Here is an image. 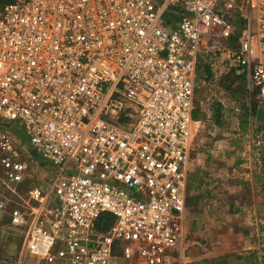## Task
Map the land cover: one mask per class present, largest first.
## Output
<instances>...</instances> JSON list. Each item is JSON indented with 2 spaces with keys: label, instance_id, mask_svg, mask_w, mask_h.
I'll list each match as a JSON object with an SVG mask.
<instances>
[{
  "label": "built area",
  "instance_id": "obj_1",
  "mask_svg": "<svg viewBox=\"0 0 264 264\" xmlns=\"http://www.w3.org/2000/svg\"><path fill=\"white\" fill-rule=\"evenodd\" d=\"M203 57L247 79L264 107V0L2 7L0 219L24 229L25 253L38 264L171 263L185 239ZM17 139L50 166L23 209L11 205L33 173Z\"/></svg>",
  "mask_w": 264,
  "mask_h": 264
},
{
  "label": "rangeland",
  "instance_id": "obj_2",
  "mask_svg": "<svg viewBox=\"0 0 264 264\" xmlns=\"http://www.w3.org/2000/svg\"><path fill=\"white\" fill-rule=\"evenodd\" d=\"M239 18L236 19L238 24ZM232 49L238 50L239 46L234 45ZM205 61L203 57L197 71L195 106L200 118L194 119V150L188 173L202 163L213 166L222 163L231 183L223 182L212 172L215 176L208 178V186L197 191L201 188L197 184L199 176L193 179L187 201V210L195 213L191 215L192 230L187 238L190 251L185 246L184 259L176 260L173 255L170 264H187L191 259L199 264H264V130H259L260 123L254 118L245 127L246 132L241 129L242 115L245 109L251 108L255 90L244 77L237 76L244 78L240 82L223 73L220 76L221 72L211 71ZM241 84L244 90L236 92ZM259 107L264 117V107ZM217 108L222 114L219 123L215 120ZM5 125L15 126L8 122ZM28 146L17 139L23 161L28 162L33 173L32 181L20 186L11 205L21 209L25 207L28 191L45 184L50 167ZM238 182L247 185L242 187L239 199H234ZM224 194L230 198H222ZM24 237V229L11 226L7 216L0 219V264H38L37 259L24 252ZM249 255L250 259H245ZM118 264L125 263L118 261Z\"/></svg>",
  "mask_w": 264,
  "mask_h": 264
},
{
  "label": "crops",
  "instance_id": "obj_3",
  "mask_svg": "<svg viewBox=\"0 0 264 264\" xmlns=\"http://www.w3.org/2000/svg\"><path fill=\"white\" fill-rule=\"evenodd\" d=\"M208 73H209V70H208ZM207 73V74H208ZM251 155H252V149H251ZM214 167V168H213ZM196 171V174L194 173ZM212 172H214V174H217V176H220L221 180L223 182H226L227 181V184L231 183V179H230V176L228 175V170L227 168L224 166V164L222 163H219L217 164L216 166H213V164H210V163H202V164H199L198 167H194L192 168V171L190 173H188V183H189V187L192 186V183H193V179L196 177V176H199L198 178V181H197V184L198 186H200L201 188H196L197 191H200V189H202L203 187H207L208 184H209V179L211 176H215L212 174ZM196 179V178H195ZM247 182V180H245ZM250 181H248L247 183H249ZM251 183V182H250ZM223 185V184H222ZM237 186H235V192L236 194L234 195L235 198H238L240 197L241 193L243 192L242 191V187L244 185H247L246 183L244 182H238L236 184ZM238 193H237V190H239ZM222 198L224 199H229L230 198V195L227 196V194L225 195H222L221 196ZM191 210V209H190ZM190 210H187L186 211V215H185V223H186V220H187V217H188V223L187 225L185 224V239L183 241V244L180 248V250H178V253H176V260L177 258H181L184 259L185 255H184V252H185V246L187 247V249L189 250V247L190 246V242L188 243V240L187 238L190 237L188 235H190V230H192L191 226L192 224L190 225L191 223V215L192 214H195V213H192V212H189ZM194 210V209H193ZM239 213H242L241 211ZM237 216V215H235ZM229 228V227H228ZM189 239V238H188ZM190 251V250H189ZM251 255H249L248 257H250ZM191 259V258H190ZM175 260V259H174ZM187 264H199V262H195L193 261V259L191 260H188V262H186Z\"/></svg>",
  "mask_w": 264,
  "mask_h": 264
},
{
  "label": "trees",
  "instance_id": "obj_4",
  "mask_svg": "<svg viewBox=\"0 0 264 264\" xmlns=\"http://www.w3.org/2000/svg\"><path fill=\"white\" fill-rule=\"evenodd\" d=\"M12 1L13 0H0V5H2V7H4L5 5L11 3ZM227 77L230 78V79L239 80L240 82L244 81V78H239V77L235 76L234 74H229V75H227ZM227 89L230 90L231 88L228 87ZM239 90H240V92H242L244 90V85L241 84L240 87L238 88V91H236V92H239ZM233 92H235V91H233ZM253 97H256L257 100L259 99L257 91H254ZM256 98L252 100L251 108L250 109H245V112L242 115L241 129L244 128V132H246L245 127H247V125L250 123V120L252 118L256 119L257 123H260V124H258L260 126L259 130H264V119H263L264 117H263V113H262V111H261V109L259 107V105H260L259 101L260 100L257 101ZM219 111H220V109H218V108H217V110H215V113H216L215 120L218 123L220 122V119H221V116H222V114L219 113ZM199 118H200V112L196 110L195 113H194V119L198 120ZM113 222H114V219H113V217L111 215L103 214L101 216V219H100L99 223L97 224L98 225V229L100 231H107L109 229V227L113 224ZM245 259H250V258L249 257H245ZM220 264H223V262L220 263Z\"/></svg>",
  "mask_w": 264,
  "mask_h": 264
}]
</instances>
